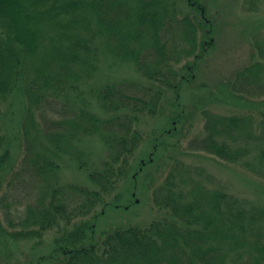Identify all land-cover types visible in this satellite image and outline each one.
<instances>
[{
  "label": "trees",
  "instance_id": "trees-1",
  "mask_svg": "<svg viewBox=\"0 0 264 264\" xmlns=\"http://www.w3.org/2000/svg\"><path fill=\"white\" fill-rule=\"evenodd\" d=\"M244 1L253 12L262 0ZM206 11L204 0H0V114L8 102L19 110L12 134L0 121V258L21 241L42 252L51 234L30 264H264L263 201L229 193L179 157L152 186L157 219L97 235V210L131 178L145 142L139 125L170 94L173 128L162 136L176 133L181 94L214 47ZM251 44L253 62L232 74L224 97L246 111L198 107L201 133L186 135L179 153L235 167L264 192V42ZM102 53L139 80L89 87ZM88 140L106 153L98 163ZM65 162L87 183H62Z\"/></svg>",
  "mask_w": 264,
  "mask_h": 264
},
{
  "label": "rangeland",
  "instance_id": "rangeland-1",
  "mask_svg": "<svg viewBox=\"0 0 264 264\" xmlns=\"http://www.w3.org/2000/svg\"><path fill=\"white\" fill-rule=\"evenodd\" d=\"M204 2L207 8L206 14L212 21L214 47L200 64L196 80L186 86L181 94L183 118L175 125L176 133L169 137L166 136L167 134L162 136L166 130L173 128L169 122L173 110L172 96L168 94L159 113L155 117L143 119L139 129L146 139L135 154L131 178L121 182L117 191L106 199L109 202L106 209L97 210L99 237L103 233L131 225L144 227L160 216L153 200L152 186L158 181L171 157H179L187 164L200 166L212 177L215 185L224 187L229 193L264 203V192L258 188L259 184H263L260 181L245 176L235 167L222 165L215 159L204 156H183L179 153L181 143L186 145V135L195 137L201 133L198 107L203 105L217 113L228 115L246 111L247 106L244 101L224 103V97L228 92L227 84L238 68L253 62L252 39L256 38L264 42V0L253 12L248 11L249 4L244 0H204ZM179 6L183 13H192L183 1ZM98 66L97 73L89 83L92 89L106 83L139 80L134 66L120 63L108 54H101ZM12 102L16 104L15 100ZM9 105L10 102L2 107L0 121L5 132L10 135L17 126L19 110L15 105L13 111H9ZM84 148L90 155V162L98 163L106 156L97 141L88 140ZM89 149L91 150L88 151ZM153 151L155 154H152ZM60 177L62 183L80 185L87 183L85 173L77 171L67 162L63 164ZM256 190L258 192H255ZM51 240V234H47L40 245L42 252L37 246V254L40 252L42 255L47 252L52 247ZM12 246L14 252L4 260L0 258V264H30L34 261L36 250L32 249L35 246L33 241H21Z\"/></svg>",
  "mask_w": 264,
  "mask_h": 264
}]
</instances>
